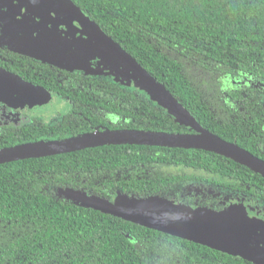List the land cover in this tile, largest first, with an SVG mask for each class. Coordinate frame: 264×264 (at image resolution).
Returning <instances> with one entry per match:
<instances>
[{
	"label": "trees",
	"instance_id": "obj_1",
	"mask_svg": "<svg viewBox=\"0 0 264 264\" xmlns=\"http://www.w3.org/2000/svg\"><path fill=\"white\" fill-rule=\"evenodd\" d=\"M72 1L203 127L264 159L261 147L251 143L264 130V0ZM100 84L105 89L84 100L97 102L95 118L112 109L126 116L114 128L185 131L144 91ZM209 96L222 101L226 115L240 117L241 111L250 117L240 119V135L233 120L225 129V122L214 120L205 104ZM252 121L255 132L243 125ZM3 132L0 148L51 137L29 126ZM64 132L54 135H70ZM114 172L119 182L112 180ZM189 183L205 185L212 194L195 200L187 194ZM58 188L108 199L117 189L140 197L157 194L215 210L223 209L219 200L225 193L264 205L263 176L201 149L111 144L6 162L0 164V264H252L72 203L57 195Z\"/></svg>",
	"mask_w": 264,
	"mask_h": 264
},
{
	"label": "flooded vegetation",
	"instance_id": "obj_2",
	"mask_svg": "<svg viewBox=\"0 0 264 264\" xmlns=\"http://www.w3.org/2000/svg\"><path fill=\"white\" fill-rule=\"evenodd\" d=\"M71 2L73 3L72 0ZM62 3L65 2L63 0H0V68L36 88L35 94L31 96L26 95L23 92L24 88L14 82L1 88L0 136L3 131H9L11 128L18 130L26 126L43 130L45 136L51 135L48 138L50 140L58 139L54 133L57 130L58 132L66 130L64 135L68 133L70 135L65 138H70L102 128L124 129L114 128L115 125L126 121V116L121 112L106 109L101 115L102 118H95L97 115L93 114L97 113V109L93 104L97 102L84 100L88 96L95 97L98 89H105L100 82L143 92L138 87L122 84L121 77L118 78L115 74L107 72L109 68L102 66L98 47L95 48L94 41L81 31L76 21L64 20L65 16L59 14L61 10L59 5ZM130 82H133V79ZM3 93L6 95L3 96ZM10 93L13 94L11 97ZM145 94L144 92L143 95ZM209 99L205 104L208 105V111L216 115L214 120L225 122L222 129H225L226 121L233 120L234 122L231 123L238 127L234 134L240 135L238 126L240 119L243 118L245 121V119L250 120V117L244 118L241 111H239L240 117L226 115L227 111L220 107L221 100L213 101L210 96ZM83 106H89L90 110H83ZM196 121L199 123L198 119ZM81 122H85L86 125ZM252 123L253 121L243 125L246 130L255 132L253 131L255 124ZM82 126L85 128L82 129ZM184 128L185 131L180 133L196 132L195 129L186 126ZM261 131L263 134L260 136L255 132L260 140L255 139L251 143L260 146L264 152V130ZM111 178L119 182L120 173ZM123 178L128 177L123 176ZM186 189L187 194L195 196V200L203 198L202 195L206 197L212 194L205 185L196 187L189 183ZM117 191L120 190L111 192L114 193L111 199L115 197ZM232 197L238 200L232 206H236L259 225L254 228L253 238L255 243L264 247V205L248 197L225 193L219 200L223 208L229 207L228 202L233 199Z\"/></svg>",
	"mask_w": 264,
	"mask_h": 264
},
{
	"label": "water",
	"instance_id": "obj_3",
	"mask_svg": "<svg viewBox=\"0 0 264 264\" xmlns=\"http://www.w3.org/2000/svg\"><path fill=\"white\" fill-rule=\"evenodd\" d=\"M63 1L65 3L59 5V14L65 16L64 20L76 21L81 31L94 41L102 66L109 68L108 73L121 77L122 84L140 88L177 122L189 129H195L196 132L102 128L60 140H38L1 147L0 164L103 145L138 144L213 152L232 159L264 177V159L200 126L163 83L154 78L118 42L84 15L71 0ZM131 79L133 82H130ZM13 82L24 88L26 95L35 94L36 88L31 84L0 68V91L3 86ZM12 95L9 94L10 97ZM57 195L72 203L91 207L232 256H239L255 264H264V247L255 243L253 238L254 228L259 225L236 206L215 210L206 206L185 204L157 194L140 197L120 191L116 192L113 199L71 188H58Z\"/></svg>",
	"mask_w": 264,
	"mask_h": 264
},
{
	"label": "rangeland",
	"instance_id": "obj_4",
	"mask_svg": "<svg viewBox=\"0 0 264 264\" xmlns=\"http://www.w3.org/2000/svg\"><path fill=\"white\" fill-rule=\"evenodd\" d=\"M233 199L230 200V202H228L229 206H232L234 202H238V200L236 199V197H232Z\"/></svg>",
	"mask_w": 264,
	"mask_h": 264
},
{
	"label": "bare ground",
	"instance_id": "obj_5",
	"mask_svg": "<svg viewBox=\"0 0 264 264\" xmlns=\"http://www.w3.org/2000/svg\"><path fill=\"white\" fill-rule=\"evenodd\" d=\"M20 86V85H19ZM21 87V86H20Z\"/></svg>",
	"mask_w": 264,
	"mask_h": 264
}]
</instances>
